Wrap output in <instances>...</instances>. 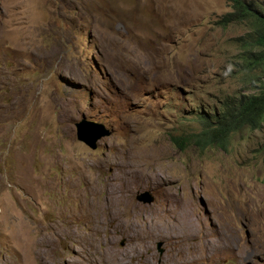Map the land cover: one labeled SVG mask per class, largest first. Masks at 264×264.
<instances>
[{"label": "rangeland", "instance_id": "rangeland-1", "mask_svg": "<svg viewBox=\"0 0 264 264\" xmlns=\"http://www.w3.org/2000/svg\"><path fill=\"white\" fill-rule=\"evenodd\" d=\"M230 11V0H0V264L15 248L23 261L15 217L48 232L83 226L88 187L124 170L146 213L183 199L208 228L228 215L237 240L220 264H239L242 243L243 264H264V122L226 150L175 140L200 131L198 112L258 91L240 39L250 29L224 25ZM84 117L112 131L97 149L77 138ZM147 191L151 203L138 199ZM71 246L59 245L63 264ZM154 250L160 263L171 246Z\"/></svg>", "mask_w": 264, "mask_h": 264}, {"label": "bare ground", "instance_id": "bare-ground-1", "mask_svg": "<svg viewBox=\"0 0 264 264\" xmlns=\"http://www.w3.org/2000/svg\"><path fill=\"white\" fill-rule=\"evenodd\" d=\"M139 184L131 170L105 183L98 179L92 182L88 188L94 198L86 199L79 213L83 226L70 220L64 230L57 225L48 232L31 226L22 216L15 217L11 239L19 244L23 261L19 262L15 248L12 264H63L64 256L58 250L61 241L69 242V246L74 242L81 245L75 252L72 249L76 257L67 259L66 264L75 263L77 258L80 264H180L184 260L220 264L222 253L233 256L237 239L228 215L225 224L223 220L220 226L208 228L194 204L183 199L146 213L132 199V190ZM210 230L215 237L210 236ZM123 238L128 242L120 247ZM160 240L171 246V253L158 263L154 249ZM241 247L244 252L237 255L239 264L249 260L246 245L242 243Z\"/></svg>", "mask_w": 264, "mask_h": 264}, {"label": "trees", "instance_id": "trees-1", "mask_svg": "<svg viewBox=\"0 0 264 264\" xmlns=\"http://www.w3.org/2000/svg\"><path fill=\"white\" fill-rule=\"evenodd\" d=\"M232 11L222 18L224 25L245 23L250 31L241 45L246 54V64L252 70V77L259 82L257 92L251 94L227 95L219 109L210 108L198 112L201 128L197 133H189L175 138L187 143H195L202 148L218 146L228 149L232 138L246 130H256L264 122V0H230ZM264 151V145H263Z\"/></svg>", "mask_w": 264, "mask_h": 264}, {"label": "water", "instance_id": "water-1", "mask_svg": "<svg viewBox=\"0 0 264 264\" xmlns=\"http://www.w3.org/2000/svg\"><path fill=\"white\" fill-rule=\"evenodd\" d=\"M77 128V138L79 141L85 143L88 147L92 149H97L98 142L101 138L105 136H110L112 131L105 125L92 121L84 117L82 120L76 122ZM138 199L151 203L154 201V195L151 192H144L138 195Z\"/></svg>", "mask_w": 264, "mask_h": 264}]
</instances>
